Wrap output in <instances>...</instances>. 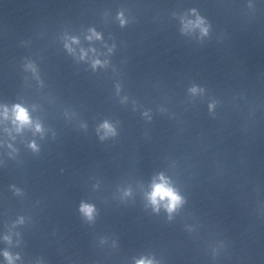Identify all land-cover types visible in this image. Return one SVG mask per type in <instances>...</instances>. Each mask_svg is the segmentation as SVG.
Here are the masks:
<instances>
[{
    "label": "clouds",
    "instance_id": "1",
    "mask_svg": "<svg viewBox=\"0 0 264 264\" xmlns=\"http://www.w3.org/2000/svg\"><path fill=\"white\" fill-rule=\"evenodd\" d=\"M197 23H202V22L198 20ZM202 31L206 33L207 30L202 29ZM96 63H99V61H97ZM7 113H8V110L5 109L6 116H7ZM12 115H13V122L16 123L18 127H23L31 123V118H30L28 110L19 104H16L13 106ZM102 127L107 132L113 133V129L109 124L105 123L104 125H102ZM36 130L37 131L40 130L39 125H36ZM32 147L34 148L35 145H32ZM148 199L150 203L154 206V208H157V209L161 202H165L164 206L166 207L169 213L173 212L177 208V206L181 203V197L175 192L173 188H171L165 182L162 176L160 177L159 183H153L152 190L148 195ZM80 210L89 219L92 218V215L94 212V208L92 205L82 204ZM137 264H151V261L140 260V261H137Z\"/></svg>",
    "mask_w": 264,
    "mask_h": 264
}]
</instances>
